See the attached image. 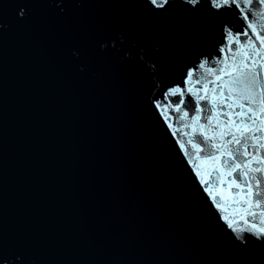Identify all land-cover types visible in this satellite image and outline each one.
Instances as JSON below:
<instances>
[{"label": "water", "instance_id": "obj_1", "mask_svg": "<svg viewBox=\"0 0 264 264\" xmlns=\"http://www.w3.org/2000/svg\"><path fill=\"white\" fill-rule=\"evenodd\" d=\"M18 2L0 0L9 25L0 32L8 242L28 246L36 264H264L260 251L228 244L179 148L193 131L188 119L173 110L165 122L147 103L160 95L154 79L178 81L197 53L215 55L219 27L179 10L147 20L135 0H72L63 16L37 0L26 18ZM120 36L118 51L101 49ZM141 52L158 77L144 71ZM202 106L206 116L211 105Z\"/></svg>", "mask_w": 264, "mask_h": 264}, {"label": "snow or ice", "instance_id": "obj_2", "mask_svg": "<svg viewBox=\"0 0 264 264\" xmlns=\"http://www.w3.org/2000/svg\"><path fill=\"white\" fill-rule=\"evenodd\" d=\"M36 3L19 0L15 4L19 18H26ZM41 3L60 16L72 6V0ZM135 6L147 20L165 19L179 10L219 27L215 55L197 53L178 81L154 79L152 87L159 88L160 95H150L147 103L165 122L173 110L188 119L184 126L193 131L179 148L206 189L210 209L221 214L218 220L224 222L220 227L228 244L241 253L264 254V0H135ZM8 27L7 22L0 23V32ZM99 43L102 50L118 51L123 37ZM125 54L132 57L131 50ZM70 55L79 58L81 52L74 49ZM139 60L149 77L159 76L155 61L146 60L142 52ZM202 104L211 105L206 116ZM167 128L171 130L172 124ZM0 264L36 261L28 246L9 243L0 232Z\"/></svg>", "mask_w": 264, "mask_h": 264}]
</instances>
